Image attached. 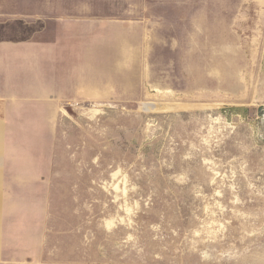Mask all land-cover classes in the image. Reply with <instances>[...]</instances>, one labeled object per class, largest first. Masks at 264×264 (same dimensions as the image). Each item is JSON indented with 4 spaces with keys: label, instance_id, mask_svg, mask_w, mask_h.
I'll return each mask as SVG.
<instances>
[{
    "label": "rangeland",
    "instance_id": "rangeland-1",
    "mask_svg": "<svg viewBox=\"0 0 264 264\" xmlns=\"http://www.w3.org/2000/svg\"><path fill=\"white\" fill-rule=\"evenodd\" d=\"M115 3L0 128V264H264V0Z\"/></svg>",
    "mask_w": 264,
    "mask_h": 264
},
{
    "label": "crops",
    "instance_id": "crops-1",
    "mask_svg": "<svg viewBox=\"0 0 264 264\" xmlns=\"http://www.w3.org/2000/svg\"><path fill=\"white\" fill-rule=\"evenodd\" d=\"M118 1L0 0V128L31 106L49 119L60 112L63 82L77 80L72 66L94 63V34L119 22Z\"/></svg>",
    "mask_w": 264,
    "mask_h": 264
}]
</instances>
